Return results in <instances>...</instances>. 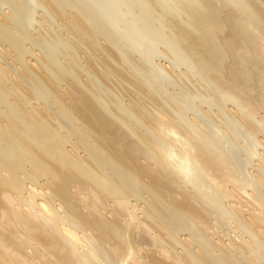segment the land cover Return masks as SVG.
I'll return each mask as SVG.
<instances>
[{
  "label": "bare ground",
  "instance_id": "bare-ground-1",
  "mask_svg": "<svg viewBox=\"0 0 264 264\" xmlns=\"http://www.w3.org/2000/svg\"><path fill=\"white\" fill-rule=\"evenodd\" d=\"M28 27L63 51L27 49ZM92 53L129 104L101 95L125 74ZM181 66L226 133L252 134L251 169L209 106L152 93ZM13 68L28 88L5 90ZM0 264H264V0H0Z\"/></svg>",
  "mask_w": 264,
  "mask_h": 264
},
{
  "label": "rangeland",
  "instance_id": "rangeland-1",
  "mask_svg": "<svg viewBox=\"0 0 264 264\" xmlns=\"http://www.w3.org/2000/svg\"><path fill=\"white\" fill-rule=\"evenodd\" d=\"M29 4H32V3L30 2ZM4 8H6V7L4 6ZM31 8H32V5H31ZM40 9H41V8H39V10H37V11L40 12V13H43L42 9H41V10H40ZM28 13H29V12H28ZM28 16H29V14L23 17V19L26 18V19H24V21H25V20L27 21ZM37 19H41V18L38 17ZM26 21H25V22H26ZM26 23H28V21H27ZM35 24H36V22H35ZM28 25H29V24H28ZM28 25H27V26H28ZM53 25L57 26V23L54 22ZM30 26H31V25H30ZM39 27H40V26H39ZM39 27H38V28H39ZM31 28H32V27H31ZM34 28H35V26H34ZM56 28H57V31H60L61 29H62L61 31H63L64 29H65L66 31H68L66 27L61 28V27L57 26V27H55V29H56ZM28 29H29V27L27 28V31H26L27 33H24V34H26L25 36L28 35L27 37H31V38H29V39L27 38V39L30 40V41H28V40L26 39V40L29 42V44H28V42L26 43V41L24 42V46L27 44V45H26V48H27V49H31V48L33 47L32 49H34L36 52H37L38 50H39L38 52H41V51H40L41 49H42V50L45 49V50H43L44 53H48V52L51 53V52L54 51L55 48H56L55 50H57V51L60 50V52H58V53H61V52L63 51V44H62V41H61V44H59L60 42H59V40L56 38V37H58V36L55 37V35H54L53 37H51V36H50L51 34H50V35L48 34L50 37H46V38H45L46 40L44 39L45 42H46V41H47V42H46V43H43V40H42V42L40 43L41 45H40L38 42H36V41H38L37 38L39 37V34L37 35L38 32H37V33L34 32V33H35V34H34L33 31H35V30H34L33 28L30 29V32H29ZM65 30H64L62 33H61V31L58 32L59 36H62V37L65 36L66 38L68 37V38L70 39V40L68 39L70 42H75V41H76V38L73 39V36H74V35L72 36V34H70L69 32H67V34L64 33V32H66ZM19 31H20V33H23V32H24V31L22 32V29L19 30ZM31 33H32V34H31ZM45 33H46V32H45ZM45 33H44V35H45ZM63 33H64L65 35H64ZM33 34H34V35H33ZM61 34H62V35H61ZM68 34H69V35H68ZM30 35H31V36H30ZM48 35L46 34L45 36H48ZM67 35H68V36H67ZM35 36H37V38H35ZM33 37H34V39H33ZM40 37H41V36H40ZM65 37H64V38H65ZM49 38H50V39H49ZM55 38H56V39H55ZM35 39H36V40H35ZM59 39H60V37H59ZM71 39H72V40H71ZM57 40H58V42H57ZM48 41H49V42H48ZM52 41H53V42H52ZM33 42H34L35 44H34ZM55 42H56V43H55ZM31 43H32V44H31ZM36 43H37V44H36ZM57 43H58V44H57ZM38 44H39V46H38ZM52 44H53V45H52ZM35 45H36V46H35ZM60 45H61V46H60ZM37 46H38L40 49L37 48ZM47 46H51V47H47ZM57 46H58V47H57ZM28 47H31V48H28ZM34 47H36V48H34ZM163 47H164V46L162 45V46L160 47V50L163 49V50L166 51V48H163ZM58 48H59V49H58ZM61 48H62V49H61ZM46 50H47V51H46ZM44 53H41V54L43 55ZM48 54H49V53H48ZM90 55H92L91 57H94V60L96 61L97 64L100 63V64H98V66L101 65L102 68L104 69V72H105V71H108L107 74H106V72H105V74H104V72L101 73L102 75H105L104 77L108 78L109 75L112 74V76L110 75V77H109V78H113V79H111V81L113 80L112 82H114L115 79L118 80V78L121 77V76L118 77V75H120V74H122V73H123L122 75L125 74V73L122 71V73L118 74L116 77H113V76H115V75H113V73H114V74H117V73L120 72L119 70H122V69H121V68H118L117 66H116V67H115V66H114V67L112 66L113 68H112V67H110V68L113 69V71H115V72H113L110 68L105 67L106 65H104L101 61H99V60H101V58L99 59L98 56L95 57V55H94L93 53L90 54ZM44 56H46V54H44ZM97 57H98V58H97ZM27 58L29 59V58H31V56L28 54V55H27ZM136 58H137V56H136ZM58 59H60V60H59L60 63H61L62 61H65V62H64L65 65H64V63H63V65L66 66V67L63 68V67H62V63L60 64V63L57 61V62H58V64H57V62H55V60H54V62H53V66H55V64L58 65V66H57V69H56V68L53 69L54 72H56L55 70H57V73L59 72L58 70H61V71L63 70V72L67 71L66 68H67L68 65L66 64V61H67V63H69L70 61H69V60H65L64 57H61V58H58ZM61 59H63V60H61ZM97 59H98V62H97ZM56 60H57V59H56ZM160 60H161L163 63L170 64V65L172 66V64L170 63V61H169L168 58H164V57L161 56L160 58H159V57L157 58V61H160ZM168 61H169V62H168ZM85 64H86V63L83 62V65H85ZM125 64H127V63H125ZM59 65H61V66H59ZM15 66L18 67L17 64H15ZM98 66H97V67H98ZM55 67H56V66H55ZM58 67H59V68H58ZM60 67H61V68H60ZM86 67H88V66H85V68H86ZM68 68H70V67H68ZM99 68H100V71L102 72L103 70H101V67H99ZM105 68H106V69H105ZM107 68H108V70H107ZM114 68H115V70H114ZM135 68H136V67H134V69H135ZM173 68H174V67H173ZM13 69H14V70H11V72H9V73L7 74L8 77H7V76H4V77H6V78H5L6 80L9 79V81H10V79H11L10 82H9L8 80H7V81L5 80V81L3 82L4 84H6L5 82H8V84H9V85L6 84L7 86L4 85V87L6 86V87H5V90L8 89L7 87H9L10 85H12L11 82H12V83H13L14 81L16 82V80L19 79V77H13V76H15V73H14V72H15V68H13ZM20 69H21V70H24V69H22L21 66H19V67H18V70H20ZM116 69H118L119 72L116 71ZM123 69H126V67L123 68ZM136 69H137V68H136ZM174 69H175V71H174L175 73H174V74H175L176 76H174L173 78H175V79H172V80L170 79V81L168 80L167 83H164V85L162 86L163 88L160 87V88H162V89L159 88L157 91H156V90H152V91H153V92H152L153 94H156V95L158 94L157 96L155 95V97L158 98V96H160V99H161V97H162V101H166L168 98H171L173 101H174V99H175V101H176L175 103H176L177 105H178L179 103H181L182 106H184V105H183V102H184V104L186 105V103H190V101H191L190 99H194V102L196 101V104L198 103V105L201 106L204 110H205V109L207 110V109L209 108V111H208V110H207V111L210 112L211 114H213V112H214L215 115H214V114L212 115V117H214V118L211 117V119H209V118L206 117L205 119H203L205 116H201V117H203V118H201V117L198 115L199 118H200L201 120L203 119L202 121L206 123L208 130H210L211 132H214V131H217V132H220V133L222 132V133H221V138H222L223 143L225 144L226 147L228 146V148H229L230 150L233 149L234 151L237 152V154H238V161H239V163L241 164V166H242L243 169H246V165H247L248 162H250L249 164H253V163H254L253 165H249V164H248L249 166H248V165H247V166H248L249 168H250V166H251V168H252V166H254L255 164H257V163H258V160H256L255 157H254V158H252V157L250 158V157H249L250 155L247 156V154H246V152H245V151H247V150L245 149V148H246L245 146H246V144L249 145V143H248L249 139H251V140L253 139V138H250V135H251V137H252V134L249 133V131L244 130V129L236 130V131H237V132L235 131V133H237V134H236L237 139H236V138H235V133H232V132H230V131H229V134H230V135L228 134V131H227V133H226V130H225V129H226V125H225V123H224V119H226V117H227L226 114H225L224 112H222V111H221L220 114H219V111H220L219 107L214 106L213 108H210L209 104H207V103L205 104V100H204L203 102H201L200 100H197V97H195L194 94L192 93V92H196V91H197V92H202V91L205 92V89H206V90L209 89V85H208L206 82H205L206 84H205L204 82H203V83L200 82L199 79H198L197 77H195V76H192V75H191V76L186 77L185 75H184V76L181 75V74L183 73V71L186 70V68H185L184 66H181V68L176 67V68H174ZM180 69H181V71H180ZM21 70H20V71H21ZM69 70H70V69H69ZM69 70H68V71H69ZM110 70H111V72H110ZM187 70H188V69H187ZM12 71H13V73H12ZM61 71H60V72H61ZM71 71H72V70H71ZM21 72H22V71H21ZM24 72H25V70H24ZM24 72H22L21 74H23ZM112 72H113V73H112ZM141 72H143V71H141ZM141 72L138 73V75H140V77H141V74H142V76H144L143 73H141ZM180 72H181V73H180ZM10 73H11V76L13 75L12 77L10 76ZM61 73H62V72H61ZM61 73H60V75H62ZM66 73H67V72H66ZM66 73H64V74L67 75ZM68 73H70V72H68ZM71 73H72V72H71ZM64 74H63V75H64ZM183 74H184V73H183ZM51 75H52V74H51ZM65 75H64V77H65ZM69 75H70V74H69ZM69 75H68L69 79H66V77H65V78H64V81H65V80H66V81H67V80H70L69 82H72V79H73V78L71 79V77L74 76V75H73V74H72V76H69ZM75 75H76V74H75ZM106 75H107V76H106ZM84 76H85V75H84ZM10 77H11V78H10ZM21 77H22V79H23V76H21ZM50 77H51V76H50ZM50 77H49V78H50ZM68 77H67V78H68ZM85 77H86V76H85ZM92 77H93V76H92ZM92 77H91L90 79H91L92 81H94V80H93L94 77H93V78H92ZM122 77H123V76H122ZM126 77H127V78H126ZM180 77H181V78H180ZM185 77H186V78H185ZM190 77H191V78H190ZM13 78H17V79H14V81H12ZM62 78H63V76H62ZM114 78H115V79H114ZM50 79H53V77H51ZM119 79L121 80V78H119ZM122 79H123V80H121L120 82H118L119 80H118V81H115L114 84L116 83V85L113 84L114 87L117 86L118 88H117V87L114 88L113 86H111L112 83H111V81H109L110 79H108L109 82H106L107 85H106V83H105V84H104V83L102 84V85H105L106 87L109 86V84H111V85H110V88L112 89V87H113L112 90L115 91V92L113 93V96H112V93H110V92H113L112 90H110V92H109V90H107V88H105V86L100 85V86L102 87L101 89H103V90H104V88L106 89V90H104L105 92H103V91L101 90V91H102L101 95H103V93H104L103 96H104V98H106L107 100H108V98H109V101H113V99L115 98V100L117 101V100L119 99V97H118V99L116 98V97H117V96H116V95H117L116 93H117L119 90L117 91V90H114V89H120V95H119V92H118V96H123V95H124V94H123V93H124V90H123L122 87L125 88L126 85H128L127 87H129V88L132 89L131 91H132L133 93L138 92V90H137L138 88H136V86H134V85L130 84L128 81H126V80L129 79L128 76H127L126 74L124 75V77H123ZM23 80H24V79H23ZM181 80H183V81H181ZM187 80H188V81H187ZM17 81H18V80H17ZM20 81H22L21 78H20V80L18 81V83H19L18 85H17L16 83H13V85L16 84L17 86H21V87H22V85H24V84L22 83V85H20V84H21ZM61 81H63V79H61ZM64 81H63L62 84H61V86L63 85L62 88H63V87L66 88V84L68 83V82H67V83H64ZM122 81H124V82H128V84L126 83V85H125L124 82H122ZM179 81H180V83H179ZM22 82H24V81H22ZM121 82H122L123 84H122ZM170 82H172V83H170ZM176 82H177L178 84H177ZM181 82H182V83H181ZM24 83H25V82H24ZM59 83H60V82H59ZM117 83H118V84H117ZM119 83H121L122 85H125V86H122V85H120ZM173 83H174V84H173ZM184 83H186V84H184ZM198 83H202L201 86H200L201 89H200L199 87L193 88V86H195V85L197 86ZM180 84H181L182 86H181ZM189 85H190V86H189ZM17 86H13V87L15 88V87H17ZM24 86H25L26 88H28L26 85H24ZM28 86H29V85H28ZM120 86H122V87L120 88ZM133 86H134L135 88H134ZM183 86H184V87H183ZM187 86H188V87H187ZM30 87H31V86H30ZM30 87H29V88H30ZM103 87H104V88H103ZM186 87H187V88H186ZM203 87H204V88H203ZM10 88H12V86H10ZM110 88L108 87V89H110ZM164 88H165V89H164ZM184 88H185V89H184ZM197 88H198V89H197ZM121 89L123 90V92L121 91ZM133 89H134V90H133ZM199 89H200L201 91H199ZM63 90H64V89H63ZM188 90H189V91H188ZM116 91H117V92H116ZM164 91H165V92H164ZM121 92H122L123 95H121ZM158 92H159V93H158ZM167 92H169V93H167ZM177 92H178V93H177ZM189 92H190L191 94H189ZM173 93H175V94H173ZM176 93H177V94H176ZM63 94H65V98H66V100H67L69 96H66V92H65V91H64ZM114 94H116V95H114ZM160 94H162V95H160ZM165 94H166L167 97L165 96ZM171 94H173V95H171ZM188 94H189V95H188ZM105 95H106V96H105ZM168 95H169L170 97H168ZM103 96H102V97H103ZM114 96H115V97H114ZM113 97H114V98H113ZM163 97H165V98H163ZM172 97H174V98H172ZM175 97L178 98V99H176ZM110 99H111V100H110ZM163 99H164V100H163ZM165 99H166V100H165ZM198 99H199V98H198ZM115 100L112 102L113 104L116 102ZM119 100H120V99H119ZM119 100H118V101H119ZM109 101H106V105L109 103L108 105L112 106V105H111L112 103H110ZM118 101L116 102L115 106H112V107H111L112 109H113V107L116 108V107H117L116 105H120V104H117V103H119ZM120 101H122V102H123V101L127 102L128 100H127L126 98H122ZM187 101H188V102H187ZM192 101H193V100H192ZM198 101H199V102H198ZM107 102H108V103H107ZM125 102H124L123 104H127V103L129 104V101H128L127 103H125ZM120 103H121V102H120ZM201 103H202V104H201ZM42 104H43V103H42ZM121 104H122V103H121ZM181 104H179V105L181 106ZM106 105H105V108L107 107V109H108V107H110V106H108V105L106 106ZM207 106H209V107L207 108ZM217 108H218V109H217ZM210 110H212V111H210ZM218 110H219V111H218ZM262 112H263V111H262ZM126 113H129V112H125V114H126ZM190 113H191V111H190ZM192 113H193V112H192ZM221 113H222V115H221ZM223 114H225V115H223ZM191 115H192V114H191ZM223 116H224V118H223ZM225 116H226V117H225ZM128 118H129V119H128ZM131 118H132V119H131ZM221 118H222V119H221ZM127 119L129 120V122L131 121V124H132V125L136 126V122H135V121H137V120H136V119H133V116H129V114H128V115H127ZM219 119H220V120H219ZM133 120H135V121H133ZM222 120H223V121H222ZM211 122H212V123H211ZM134 123H135V124H134ZM137 123H138V122H137ZM220 124H221V125H220ZM137 125H138V124H137ZM224 126H225V127H224ZM214 127H215V128H214ZM218 127H219V128H218ZM209 128H211V129H209ZM219 129H220V130H219ZM222 130H223L224 132H223ZM239 131H241V132H239ZM245 131H247V134H249V137H248V135H246V132H245ZM233 132H234V131H233ZM231 133H232V134H231ZM223 134H224V135H223ZM231 135L234 136V138H232ZM222 136H223V137H222ZM224 137H225V138H224ZM227 138H228V139H227ZM234 139H236V140H234ZM233 140H234V141H233ZM230 141H231V142H230ZM250 143H252V142H250ZM232 146H233V147H232ZM243 146H244L245 148H244ZM247 147H248V146H247ZM247 153H248V152H247ZM247 157L250 158V159H248ZM246 158H247V159H246ZM245 159H246L247 161H246ZM244 160H245L247 163H246ZM248 160H249V161H248ZM251 160H253L252 163H251ZM244 165H245V166H244ZM251 168H250V169H251ZM255 168H256V167H255ZM214 209H215V208H214ZM212 210H213V209H212ZM214 211H217V210H216V209L213 210V213H214V214H212V211H211V214H212V215H216ZM211 218H212V221H213V222L216 221V220H214V219H215L214 217H211ZM233 225H234V222L232 223V226H231L232 228H231L230 226H224L223 229L219 230V234H222L223 232H226V231H227V232H229L230 234L232 233L231 235L235 236V235H236V234H235L236 232H234V231H236V229H235V227H234Z\"/></svg>",
  "mask_w": 264,
  "mask_h": 264
}]
</instances>
